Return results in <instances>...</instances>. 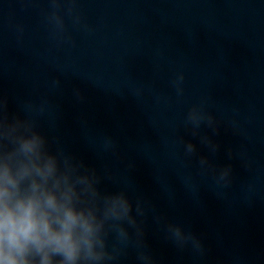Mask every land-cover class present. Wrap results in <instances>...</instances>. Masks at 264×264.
I'll list each match as a JSON object with an SVG mask.
<instances>
[{
	"label": "water",
	"instance_id": "1",
	"mask_svg": "<svg viewBox=\"0 0 264 264\" xmlns=\"http://www.w3.org/2000/svg\"><path fill=\"white\" fill-rule=\"evenodd\" d=\"M0 96L10 116L21 117L24 101L39 105L48 98L43 114L34 113L40 130L110 177L102 191L128 186L133 199L143 197L156 214L183 224L203 243V254L178 248L150 211L144 239L154 264H264V180L211 138L219 145L213 153L200 141L209 136L205 132L194 137L181 127L177 135L197 149L186 163L175 135L184 118L148 93L78 56L0 27ZM105 136L116 142L115 152H105ZM201 156L216 170L231 166V181L199 168ZM118 264H139L135 250Z\"/></svg>",
	"mask_w": 264,
	"mask_h": 264
},
{
	"label": "clouds",
	"instance_id": "2",
	"mask_svg": "<svg viewBox=\"0 0 264 264\" xmlns=\"http://www.w3.org/2000/svg\"><path fill=\"white\" fill-rule=\"evenodd\" d=\"M48 3L46 20L53 38L70 41L65 14L73 24H80L76 0ZM65 3L68 7L63 9ZM183 81L184 74L178 73L173 81L177 96L183 95ZM56 83L59 85V80ZM47 103L48 98L39 105L28 99L21 105L23 117L10 116L7 100L0 96V264H118L129 249L135 250L139 264H154L144 239L150 211L166 238L178 248L204 253L195 233L156 214L143 197L133 199L128 186L102 191V181L110 177L87 166L66 151L58 138L40 130L34 113L43 114ZM220 123L202 104L188 110L175 130L186 163H191L197 149L177 135L179 128L189 129L195 137L201 125L215 133ZM103 140L105 152H115L114 139L105 136ZM200 141L213 153L219 148L207 135L200 136ZM198 163L199 168L218 173L219 179L231 181V166L216 170L203 156Z\"/></svg>",
	"mask_w": 264,
	"mask_h": 264
}]
</instances>
